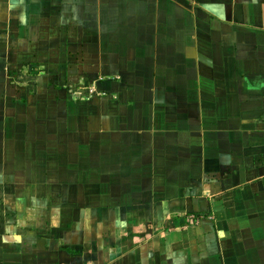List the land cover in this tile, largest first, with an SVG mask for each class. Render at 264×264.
I'll list each match as a JSON object with an SVG mask.
<instances>
[{
  "label": "crops",
  "instance_id": "crops-1",
  "mask_svg": "<svg viewBox=\"0 0 264 264\" xmlns=\"http://www.w3.org/2000/svg\"><path fill=\"white\" fill-rule=\"evenodd\" d=\"M0 264H264V0H0Z\"/></svg>",
  "mask_w": 264,
  "mask_h": 264
},
{
  "label": "trees",
  "instance_id": "trees-1",
  "mask_svg": "<svg viewBox=\"0 0 264 264\" xmlns=\"http://www.w3.org/2000/svg\"><path fill=\"white\" fill-rule=\"evenodd\" d=\"M207 214L205 213H196L191 217H188V215H177L174 216L173 218H170L166 221V227L170 228V227H185L188 226L190 224H195L196 221L201 218V217H205Z\"/></svg>",
  "mask_w": 264,
  "mask_h": 264
},
{
  "label": "built area",
  "instance_id": "built-area-1",
  "mask_svg": "<svg viewBox=\"0 0 264 264\" xmlns=\"http://www.w3.org/2000/svg\"><path fill=\"white\" fill-rule=\"evenodd\" d=\"M85 93H86V91L79 90V91L74 92V95L76 98V97H80V96L84 95Z\"/></svg>",
  "mask_w": 264,
  "mask_h": 264
}]
</instances>
